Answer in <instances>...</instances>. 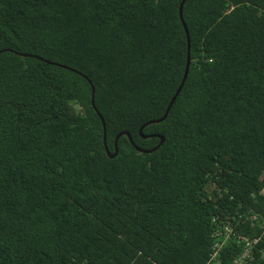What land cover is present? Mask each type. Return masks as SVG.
<instances>
[{
  "label": "trees",
  "instance_id": "obj_1",
  "mask_svg": "<svg viewBox=\"0 0 264 264\" xmlns=\"http://www.w3.org/2000/svg\"><path fill=\"white\" fill-rule=\"evenodd\" d=\"M181 2L0 0V51L56 64L0 54V264H232L215 231L264 217V0H186L188 35ZM95 108L111 154L164 143L109 159Z\"/></svg>",
  "mask_w": 264,
  "mask_h": 264
},
{
  "label": "built area",
  "instance_id": "obj_2",
  "mask_svg": "<svg viewBox=\"0 0 264 264\" xmlns=\"http://www.w3.org/2000/svg\"><path fill=\"white\" fill-rule=\"evenodd\" d=\"M260 195H264V188ZM247 221L250 222L249 231L242 227ZM214 238L209 263L216 261L224 246L236 243L240 245V252L234 257L232 264H264V217L261 215L250 211L245 219L239 217L234 225L226 223L220 226L215 231Z\"/></svg>",
  "mask_w": 264,
  "mask_h": 264
},
{
  "label": "water",
  "instance_id": "obj_3",
  "mask_svg": "<svg viewBox=\"0 0 264 264\" xmlns=\"http://www.w3.org/2000/svg\"><path fill=\"white\" fill-rule=\"evenodd\" d=\"M185 1H186V0H182L181 5H180V18H181V20H182V24H183V26H184V29H185V31H186V34L188 35V31H187L186 25H185V23H184V21H183V18H182V9H183V6H184ZM4 52L15 53V52H13L12 50L7 49V50H2V51H0V54H1V53H4ZM15 54H16L17 56H19V57L33 58V59L39 60V61H41V62H44V63H46V64L56 65V64H53V63H51V62H49V61H45L44 59H42V58H40V57H37V56H32V55H28V54H21V53H15ZM59 66H60V65H59ZM60 67H62V68H64V69H67V68L64 67V66H60ZM69 70H71V69H69ZM188 72H189V61H188L187 66H186L185 74H184L183 80H182V82H181V85H180L178 91L176 92L175 96L173 97V99H172L171 102L169 103V106L167 107L166 112H165V114L163 115V117L160 118L159 120L151 121V122H149L148 124H146L145 126H147V125H149V124H160V123H162V122L167 118V115H168L170 109L172 108V106H173V104H174V102H175V100H176V98H177L179 92L181 91V89H182V87H183V85H184V83H185V81H186V79H187ZM79 74H80V73H79ZM80 75H81V74H80ZM86 79H87V78H86ZM93 95H94V89H93V87H92V105L94 106V101H93V97H94V96H93ZM95 111L97 112L99 118L101 119L102 125H103V129H104V145H105V151H106V154H107V156H108L109 159H114V158L117 157V155H118L117 141H118V139H119L120 137H122V136H126V137L129 139V141H130L131 144L134 146V148H135V150H136L137 152H139V153H144V154H150V153H152V152H155V151H156V150H157V149H158V148L164 143V138H163V137H160V136H158V135H156V136H143V135H142V132H143V129H144V127H145V126H143V127L140 129V135L142 136L143 139H147V138H149V137H157V138H159V139H160V143L158 144L157 147H155V148H153L152 150H149V151L141 150V149L137 148V147L134 145V143H133V141H132V139H131V137H130V135H129L128 133H122V134H119V135L117 136L116 141H115V151H114L113 154H111V153L108 151L107 146H106V143H105V124H104V121H103L101 115H100V114L98 113V111L96 110V108H95Z\"/></svg>",
  "mask_w": 264,
  "mask_h": 264
}]
</instances>
